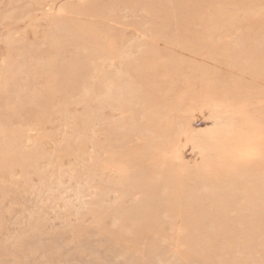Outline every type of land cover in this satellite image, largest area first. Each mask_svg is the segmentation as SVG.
<instances>
[{
    "label": "rangeland",
    "instance_id": "374dc122",
    "mask_svg": "<svg viewBox=\"0 0 264 264\" xmlns=\"http://www.w3.org/2000/svg\"><path fill=\"white\" fill-rule=\"evenodd\" d=\"M0 264H264V0H0Z\"/></svg>",
    "mask_w": 264,
    "mask_h": 264
}]
</instances>
